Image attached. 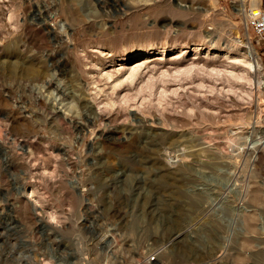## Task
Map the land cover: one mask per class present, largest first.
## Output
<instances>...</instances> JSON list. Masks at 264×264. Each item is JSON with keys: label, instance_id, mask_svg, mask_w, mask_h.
I'll use <instances>...</instances> for the list:
<instances>
[{"label": "rangeland", "instance_id": "rangeland-1", "mask_svg": "<svg viewBox=\"0 0 264 264\" xmlns=\"http://www.w3.org/2000/svg\"><path fill=\"white\" fill-rule=\"evenodd\" d=\"M258 6L0 0V264H264ZM195 47L239 73L127 78L132 52Z\"/></svg>", "mask_w": 264, "mask_h": 264}, {"label": "bare ground", "instance_id": "bare-ground-1", "mask_svg": "<svg viewBox=\"0 0 264 264\" xmlns=\"http://www.w3.org/2000/svg\"><path fill=\"white\" fill-rule=\"evenodd\" d=\"M256 10L257 9H253L254 12H256ZM245 47H246V54H247V56L245 58V63L248 65L249 68H253L254 70L259 71L260 63H259L258 55H257L255 49L253 48V46L251 45V43L249 41L245 42ZM198 49L199 48L195 47L194 48V51H195L194 54L192 56L190 55L189 57L187 55H185L186 51L184 50V48L180 49L179 51L172 53L171 55H173V56L170 55L171 57H168L167 59H165V61H162L163 51L160 54V58H157V57L155 59L151 58V60H147V59L149 58L148 55H150V53H152V52H138V53L132 52L129 54V57L125 58L124 60H126V59L127 60H133V58L134 59L138 58V59L135 61L133 60L134 61L133 65H130L128 68H126L127 72H128L127 78L134 81V80H137L139 78V76H142L141 74H146V72H149L152 70L153 71H159V73H161L162 75H167L168 72L171 70L175 71L176 73H179V74H184V75L189 74L190 75L192 72H194L196 69H198L201 66H210L211 69L215 70L216 72H222L224 70V68H227V69H229L227 71L229 73H231L232 75H235V76L239 73L240 65L238 64V62H236L238 60L237 55L234 56L232 54H229L228 51H224L223 52L224 56H223V55H220L219 53H217L216 50H214L213 52H210L209 57H207L208 55L207 56H197L196 54L198 52ZM180 58H182V59H180ZM225 58L229 59L230 61L223 65L222 62H224ZM222 67H224V68H222ZM227 71H225V72H227ZM159 73H158V75H159ZM108 76H110V75H108ZM160 78H162V77H160ZM146 79H148V78H146ZM151 79H150V81H151ZM149 86H150V84H149ZM199 86H201V84H198V87ZM202 86H203V84H202ZM81 101H82L81 104L83 107H85L88 111H90V113H95L96 109H95V107H93V105L91 103H89L85 99L84 100L82 99ZM55 112H54V114H56ZM52 114H53V112H52ZM60 114H58V115H60ZM233 138L235 140V137H233ZM197 140H199V139H197ZM196 157H197V155H196ZM180 160H181V158L174 159L175 163L177 161L179 163ZM180 163H183V162H180Z\"/></svg>", "mask_w": 264, "mask_h": 264}, {"label": "built area", "instance_id": "built-area-1", "mask_svg": "<svg viewBox=\"0 0 264 264\" xmlns=\"http://www.w3.org/2000/svg\"><path fill=\"white\" fill-rule=\"evenodd\" d=\"M256 9V12L253 10L251 11L250 25L257 40L264 44V9L260 6H258ZM156 256L157 253L149 254L147 256V261L149 263L155 262L157 260Z\"/></svg>", "mask_w": 264, "mask_h": 264}]
</instances>
